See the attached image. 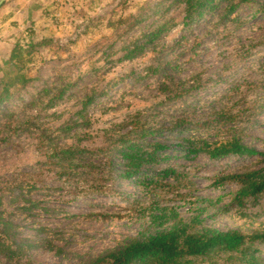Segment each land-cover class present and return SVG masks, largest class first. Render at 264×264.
Segmentation results:
<instances>
[{"label":"rangeland","instance_id":"374dc122","mask_svg":"<svg viewBox=\"0 0 264 264\" xmlns=\"http://www.w3.org/2000/svg\"><path fill=\"white\" fill-rule=\"evenodd\" d=\"M172 2L35 0L18 19L0 9V88L10 71L11 77L34 79L13 87L14 96L0 107V212L18 226L17 237L34 247L25 258L0 254V264L88 263L157 230L151 210L176 211L186 221L196 218L201 226L244 235L264 231V192L241 196L231 179L264 174V0L243 3L236 22L221 21L219 11L228 2H218L189 26L182 7ZM156 29L166 31L143 53L124 59ZM63 82L74 88L45 109L50 96L43 91ZM92 95V127L63 133L62 124L76 120ZM134 117L146 127H171L184 118L197 127L148 137L163 139L167 149L160 165L146 167V180L121 179L120 161L103 144L113 123ZM77 132L81 147L108 151L84 155L71 171L57 167L52 147L76 145ZM189 133L210 142L238 138L258 154L187 159L179 143ZM168 167L177 177L164 180L167 186L142 183ZM25 200L35 203L31 210L23 209ZM257 247L264 264V245ZM213 258L192 264H232L226 255Z\"/></svg>","mask_w":264,"mask_h":264},{"label":"trees","instance_id":"16d2710c","mask_svg":"<svg viewBox=\"0 0 264 264\" xmlns=\"http://www.w3.org/2000/svg\"><path fill=\"white\" fill-rule=\"evenodd\" d=\"M171 4H178L183 10V23L189 26L196 20L203 19L206 11H212L218 6V2H228V5L220 9L219 14L222 22L232 20L239 21L236 17L239 7L250 0H172ZM138 23L130 24L129 29L135 27ZM239 24L238 26H241ZM166 30L156 29V31L145 34L147 42L143 46H136L135 50L129 51L124 55V59H132L138 56L145 49V46L154 42L159 35ZM150 40H149V38ZM17 55H12L9 60L10 64ZM123 59V58H122ZM14 71L7 72L10 75L9 82H2L3 87L0 88V107L13 96V87L17 84L25 87L33 82L34 79L28 78L24 74L12 76ZM74 88V84L64 83L52 89L47 88L46 96H50L47 108L62 101L66 94ZM201 86L196 88L200 90ZM99 96L101 94H98ZM42 93L38 100H42ZM95 95L88 96L82 102V109L77 112L76 120H68L64 122L60 130L69 134L74 129L84 127L89 129L92 127L91 120L88 117V107L94 102ZM53 109V108H52ZM197 127H192L187 118L176 119L171 127H146L141 124L137 117L130 120H123L113 123L111 127L104 131L103 144L109 145L116 154V159L120 161V169L118 176L123 180L133 179L135 177L146 176L149 165H160L166 158H163V152L167 149L163 139L148 141V137L162 135L166 130L171 133L183 134L193 129L196 132ZM83 136L78 132L73 136L78 142L76 145H59L52 147L54 165L65 170L74 168L77 159L86 154L95 155L100 151H108L107 147L101 149L90 150L80 146ZM179 146L185 158H195L198 155H207L210 160L219 161L230 156H249L255 157L258 153L245 145L241 144L238 138L227 141L210 142L206 137L196 136L195 134H187L180 138ZM75 161V162H74ZM111 171L115 166L111 163ZM177 177L176 172L168 167L159 171L154 180L150 182L143 180V184L147 185H163L164 180ZM240 186L241 196L259 197L264 192V174L261 171H252L245 174H239L231 178ZM148 182V183H147ZM167 186V185H163ZM2 196L0 197V204ZM23 209L31 210L34 202L25 200ZM153 209V206L152 208ZM151 224L157 230L142 235L141 238L131 240L125 246L117 250L110 251L104 256L92 260L85 264H192L196 259L226 255L227 263L232 264H263L259 257L261 249L257 245H264V231L255 232L250 235H244L239 230H219L207 226H201L202 221L193 219L186 221L176 211L161 210L156 212L151 210ZM172 215V218H171ZM155 224V225H154ZM18 226L12 221L3 217L0 212V254L8 259L15 257H27L30 247L23 243L21 238L17 237L16 229ZM215 260V259H214ZM216 264V262H215Z\"/></svg>","mask_w":264,"mask_h":264},{"label":"crops","instance_id":"0c3cea01","mask_svg":"<svg viewBox=\"0 0 264 264\" xmlns=\"http://www.w3.org/2000/svg\"><path fill=\"white\" fill-rule=\"evenodd\" d=\"M35 0H7V2L5 3L4 9H7V11L5 12V14H9L11 12H14V14H10L12 17L15 16L14 18H23L25 16V12L26 8L28 7V5L30 3H32ZM4 14V15H5ZM29 16V15H26ZM9 18V15L7 16Z\"/></svg>","mask_w":264,"mask_h":264},{"label":"water","instance_id":"95a60500","mask_svg":"<svg viewBox=\"0 0 264 264\" xmlns=\"http://www.w3.org/2000/svg\"><path fill=\"white\" fill-rule=\"evenodd\" d=\"M7 0H0V9L5 5Z\"/></svg>","mask_w":264,"mask_h":264}]
</instances>
